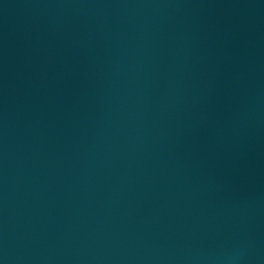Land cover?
<instances>
[{"label":"water","instance_id":"water-1","mask_svg":"<svg viewBox=\"0 0 264 264\" xmlns=\"http://www.w3.org/2000/svg\"><path fill=\"white\" fill-rule=\"evenodd\" d=\"M0 264H264V0H0Z\"/></svg>","mask_w":264,"mask_h":264}]
</instances>
